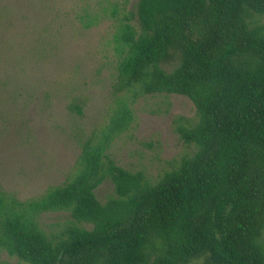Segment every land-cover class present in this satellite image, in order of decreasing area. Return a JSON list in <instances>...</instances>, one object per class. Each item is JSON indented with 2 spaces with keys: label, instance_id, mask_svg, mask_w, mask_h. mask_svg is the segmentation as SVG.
Segmentation results:
<instances>
[{
  "label": "trees",
  "instance_id": "trees-1",
  "mask_svg": "<svg viewBox=\"0 0 264 264\" xmlns=\"http://www.w3.org/2000/svg\"><path fill=\"white\" fill-rule=\"evenodd\" d=\"M112 42L107 120L62 184L26 200L0 186V250L21 264H264V0H137ZM168 94L195 106L175 120L191 149L151 180L110 149L139 99ZM61 211L70 220L44 230Z\"/></svg>",
  "mask_w": 264,
  "mask_h": 264
},
{
  "label": "rangeland",
  "instance_id": "rangeland-1",
  "mask_svg": "<svg viewBox=\"0 0 264 264\" xmlns=\"http://www.w3.org/2000/svg\"><path fill=\"white\" fill-rule=\"evenodd\" d=\"M137 0H0V186L20 200L40 196L71 175L84 136L112 105L113 32ZM89 24L90 26H87ZM81 104L82 113L73 109ZM130 130L114 140L116 163L155 180L167 160L189 151L175 131L195 106L179 94L146 96L133 105ZM115 195L110 179L95 191ZM70 215L47 212L42 228L58 231ZM0 262L21 264L0 250Z\"/></svg>",
  "mask_w": 264,
  "mask_h": 264
}]
</instances>
